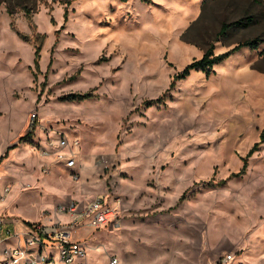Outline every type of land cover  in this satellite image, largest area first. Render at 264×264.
<instances>
[{
    "label": "rangeland",
    "instance_id": "1",
    "mask_svg": "<svg viewBox=\"0 0 264 264\" xmlns=\"http://www.w3.org/2000/svg\"><path fill=\"white\" fill-rule=\"evenodd\" d=\"M61 1L35 0L30 18L0 2L6 211L40 219L51 204L107 194L121 199V221L79 230L87 264H221L227 252L225 264H264V0ZM244 41L253 47L209 74L177 76L210 46ZM48 130L99 167L84 186L98 193L78 195L82 172H40Z\"/></svg>",
    "mask_w": 264,
    "mask_h": 264
},
{
    "label": "built area",
    "instance_id": "2",
    "mask_svg": "<svg viewBox=\"0 0 264 264\" xmlns=\"http://www.w3.org/2000/svg\"><path fill=\"white\" fill-rule=\"evenodd\" d=\"M33 123L35 114L31 115ZM41 148L44 157L51 158L40 167L42 174L54 165L68 170L71 179L77 180L75 171L78 158V141L48 130ZM47 131V132H48ZM55 136V138H53ZM4 188L3 193H7ZM46 213V212H45ZM123 213L119 197L100 194L90 200L74 199L56 203L45 216L33 221L20 220L12 215L0 214V264H87L89 246L85 238L78 236L80 229L102 226H118ZM234 253L217 257L221 264L233 260ZM111 257L109 264H117Z\"/></svg>",
    "mask_w": 264,
    "mask_h": 264
},
{
    "label": "trees",
    "instance_id": "3",
    "mask_svg": "<svg viewBox=\"0 0 264 264\" xmlns=\"http://www.w3.org/2000/svg\"><path fill=\"white\" fill-rule=\"evenodd\" d=\"M72 0H62L61 2L65 4L67 7L69 3ZM0 2H3L5 4V10L9 16H12L15 12L22 10L27 18H30L34 9L35 5V0H18L16 3H13L12 0H0ZM67 8L64 9V21L67 20ZM228 24H222L219 34H224L225 31L227 30ZM242 46H250L253 47V43L251 41H244L242 43L237 44L234 46L232 49L227 50L225 52L219 53V54H214L212 46H210L206 52L202 55L200 59L193 60L189 64H187L179 73V78H184L186 77L190 70L192 69H198L206 74H209L212 70V67L221 62L222 60L226 59L229 57L234 50L239 49ZM39 58H40V45L35 46V51H34V59H33V64L35 68H38L39 64ZM72 98H77L79 100H84L88 97L91 96V93H80V94H70L69 95ZM260 139L261 141L264 139V133L260 134ZM14 146V145H13ZM11 146V147H13ZM257 144H255L247 153V157H249L253 151L255 150ZM5 156V155H4ZM246 167V161L243 162V165L241 167L240 171H243Z\"/></svg>",
    "mask_w": 264,
    "mask_h": 264
},
{
    "label": "crops",
    "instance_id": "4",
    "mask_svg": "<svg viewBox=\"0 0 264 264\" xmlns=\"http://www.w3.org/2000/svg\"><path fill=\"white\" fill-rule=\"evenodd\" d=\"M78 163H79V166H78V168H77V173L78 172H82V173H84V180H81V179H79V183H80V185H81V188H83L84 186H86L85 184H87V182H88V179H87V177H89L90 176V174H93V172L96 174L97 172H98V169H99V167H96V168H94V169H92V168H90V166H91V164H89L86 160H85V158L84 157H82V156H78V158H77V165H78ZM55 167L57 166H61V165H54ZM53 166V167H54ZM62 167V169H64V167L63 166H61ZM79 169V170H78ZM64 170H66V171H68L67 169H64ZM94 170V171H93ZM90 184H92V183H88V186H90ZM82 191L83 192H79L78 193V195L79 196H86V197H88V196H90V195H92L93 193H98V191H100V190H98V191H91V190H89L88 188H83L82 189ZM0 192H1V188H0ZM99 195V194H98ZM78 196V197H79ZM70 199H76V198H70ZM77 200H79V199H77ZM61 202V201H60ZM52 205V207L54 206V204H51ZM7 208H8V205H4V203H1L0 202V214H7V215H11L12 213L11 212H8V211H6L7 210ZM48 210V209H47ZM48 211H50V210H48ZM7 212V213H6ZM17 214V213H16ZM18 215V217L16 216V218H19V214H17ZM37 218V217H36ZM20 220H25V221H33V220H36V219H32V218H29V217H24V216H20V218H19Z\"/></svg>",
    "mask_w": 264,
    "mask_h": 264
}]
</instances>
